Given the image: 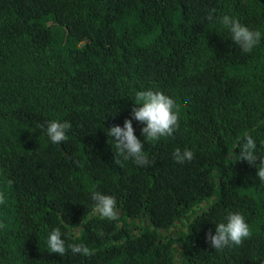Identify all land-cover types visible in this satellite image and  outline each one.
Segmentation results:
<instances>
[{
    "label": "trees",
    "instance_id": "obj_1",
    "mask_svg": "<svg viewBox=\"0 0 264 264\" xmlns=\"http://www.w3.org/2000/svg\"><path fill=\"white\" fill-rule=\"evenodd\" d=\"M223 13L264 33V0H0V264H264V183L236 160L248 130L264 156V39L241 53ZM147 89L173 97L179 127L145 142V168L104 129ZM50 119L68 122L65 141L47 140ZM93 190L116 197L115 220L89 216ZM230 211L251 234L211 249L205 233Z\"/></svg>",
    "mask_w": 264,
    "mask_h": 264
},
{
    "label": "clouds",
    "instance_id": "obj_2",
    "mask_svg": "<svg viewBox=\"0 0 264 264\" xmlns=\"http://www.w3.org/2000/svg\"><path fill=\"white\" fill-rule=\"evenodd\" d=\"M211 18V17H210ZM214 23L226 30L229 39L239 47L241 53L250 54L264 39V33L256 28L249 27L237 16L223 13L216 16ZM137 103L133 104L131 117L141 122V140L132 126V119L125 118L121 124H113L104 129L108 138H111L112 148L115 154L124 160H131L135 165L145 167L153 161L145 151L146 141H156L162 137H170L179 127V109L172 96L160 90H143L136 93ZM47 140L53 144H59L67 139V121L50 119L40 125ZM254 130L246 131L238 143V158L245 160L255 167V176L259 182L264 183V156L258 151L261 143L259 138L253 135ZM172 156L178 163H184L193 159L194 153L190 148L176 147ZM235 160V161H236ZM259 160V163H255ZM91 207L89 216H98L101 219L115 220L118 216L117 201L114 195L100 190H93L89 194ZM5 201V195L0 193V204ZM120 216V215H119ZM194 220L195 218L192 217ZM140 221L137 220L136 224ZM191 222V221H190ZM121 226V223H118ZM3 225L0 224V227ZM251 234L249 223L239 211H230L221 220L214 224V230L205 233V240L211 247L222 251L227 247L240 245ZM46 243L53 253L64 254L66 251L65 240L60 227H52L47 232ZM73 252L87 254L88 249L81 244L71 246Z\"/></svg>",
    "mask_w": 264,
    "mask_h": 264
},
{
    "label": "water",
    "instance_id": "obj_3",
    "mask_svg": "<svg viewBox=\"0 0 264 264\" xmlns=\"http://www.w3.org/2000/svg\"><path fill=\"white\" fill-rule=\"evenodd\" d=\"M197 215V214H196ZM137 223H139V222H137ZM149 224H151V222H149Z\"/></svg>",
    "mask_w": 264,
    "mask_h": 264
},
{
    "label": "flooded vegetation",
    "instance_id": "obj_4",
    "mask_svg": "<svg viewBox=\"0 0 264 264\" xmlns=\"http://www.w3.org/2000/svg\"><path fill=\"white\" fill-rule=\"evenodd\" d=\"M133 231H135V229H132Z\"/></svg>",
    "mask_w": 264,
    "mask_h": 264
}]
</instances>
